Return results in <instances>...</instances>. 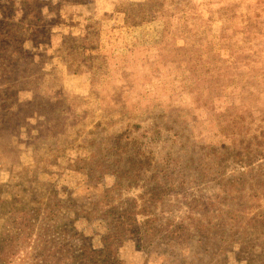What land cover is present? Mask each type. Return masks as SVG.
Listing matches in <instances>:
<instances>
[{
  "label": "rangeland",
  "instance_id": "374dc122",
  "mask_svg": "<svg viewBox=\"0 0 264 264\" xmlns=\"http://www.w3.org/2000/svg\"><path fill=\"white\" fill-rule=\"evenodd\" d=\"M154 187L191 238H127L116 264H264V0H0V199H73L99 247L100 201Z\"/></svg>",
  "mask_w": 264,
  "mask_h": 264
},
{
  "label": "trees",
  "instance_id": "16d2710c",
  "mask_svg": "<svg viewBox=\"0 0 264 264\" xmlns=\"http://www.w3.org/2000/svg\"><path fill=\"white\" fill-rule=\"evenodd\" d=\"M229 19L231 21L228 17ZM225 26L227 27V23ZM184 31L183 27L180 34L183 35ZM184 38L190 37L185 35ZM220 39L221 48L226 47L225 51L230 52V57H234L235 52L230 45L232 37L222 35ZM235 41L232 44L236 46ZM237 48L245 50L244 47ZM162 58L165 61L167 55ZM243 81V78L240 79V82ZM125 140L133 142V146H128ZM115 141V149L128 155L130 167L125 173L135 172L138 176L145 163L151 162L149 157L144 155L138 142L132 140L127 131L118 134ZM141 157H145L144 161ZM133 184L138 183L133 179L126 183L119 179L115 181V187L121 189H129ZM114 189L111 188L109 191ZM159 189V187L145 189L133 198L127 207L118 208L106 204L107 197L100 201V205H105L104 209L108 210L105 215L104 231L96 233L101 237L99 247L94 245L90 237L77 229L76 223L82 215L75 209V200L70 199L66 202L57 197L30 199L21 197L16 200L15 197L11 199L2 197L0 209L3 211L1 216L3 230L0 235V263L11 264L18 258L26 264H116L119 262V248L130 237H138L144 244H153L160 240L188 242L191 232L186 223L173 220L161 222L156 215L155 207L165 199L164 192ZM78 237H82L83 243L80 245L75 241Z\"/></svg>",
  "mask_w": 264,
  "mask_h": 264
}]
</instances>
